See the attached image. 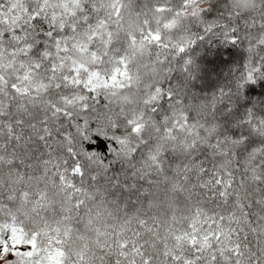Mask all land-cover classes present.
<instances>
[{
	"label": "snow or ice",
	"instance_id": "6c2138e0",
	"mask_svg": "<svg viewBox=\"0 0 264 264\" xmlns=\"http://www.w3.org/2000/svg\"><path fill=\"white\" fill-rule=\"evenodd\" d=\"M258 81L264 0H0V264H264Z\"/></svg>",
	"mask_w": 264,
	"mask_h": 264
},
{
	"label": "trees",
	"instance_id": "16d2710c",
	"mask_svg": "<svg viewBox=\"0 0 264 264\" xmlns=\"http://www.w3.org/2000/svg\"><path fill=\"white\" fill-rule=\"evenodd\" d=\"M245 55L243 49L232 47L226 42L200 43L194 47L192 52L198 66V75L196 80L191 81V86L201 94H210L225 80L218 77L220 71L228 66L231 67L230 70L235 68ZM177 76L178 80H184L183 73H179ZM257 100L264 101V81H258L246 88L239 98L238 106ZM240 110L243 111V108Z\"/></svg>",
	"mask_w": 264,
	"mask_h": 264
},
{
	"label": "rangeland",
	"instance_id": "374dc122",
	"mask_svg": "<svg viewBox=\"0 0 264 264\" xmlns=\"http://www.w3.org/2000/svg\"><path fill=\"white\" fill-rule=\"evenodd\" d=\"M230 68H231V67L228 66L227 68L222 69V71H220L218 77H219V78H223V79H225V78L227 77L229 71H230ZM213 79H216V77H213Z\"/></svg>",
	"mask_w": 264,
	"mask_h": 264
}]
</instances>
